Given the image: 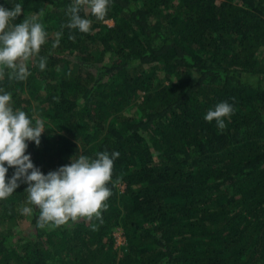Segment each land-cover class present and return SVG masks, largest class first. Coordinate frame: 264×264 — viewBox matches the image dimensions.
<instances>
[{
    "label": "trees",
    "instance_id": "16d2710c",
    "mask_svg": "<svg viewBox=\"0 0 264 264\" xmlns=\"http://www.w3.org/2000/svg\"><path fill=\"white\" fill-rule=\"evenodd\" d=\"M17 3L47 41L0 94L44 121L35 166L120 155L102 222L39 228L25 182L0 200V264H264V0H110L104 21L81 10L90 33L66 27L73 0ZM221 102L223 130L204 119Z\"/></svg>",
    "mask_w": 264,
    "mask_h": 264
},
{
    "label": "clouds",
    "instance_id": "9594fccd",
    "mask_svg": "<svg viewBox=\"0 0 264 264\" xmlns=\"http://www.w3.org/2000/svg\"><path fill=\"white\" fill-rule=\"evenodd\" d=\"M109 4L110 0H73L68 9L70 20L66 27L90 33L92 21L82 18L81 10L85 16L90 13L97 20L104 21ZM22 12L19 3L11 10L0 5V80L4 79L6 69L9 80H26L31 74L28 61L39 56L47 41L44 26L36 16L14 23ZM60 35L57 34L53 48L59 46ZM69 39L74 41L75 36L70 34ZM38 66L44 70L46 59L42 57ZM232 113L233 107L221 102L214 110L210 109L204 119L208 122L215 120L217 127L223 130L226 128L225 117ZM46 129L43 120L30 118L25 111L13 109L11 93L0 94V200H6L21 182H25L28 184L25 189L28 204L39 209V228H58L81 219L102 222V213L107 210L112 195L108 185L112 182L114 160L120 153L117 151L110 156L107 151L98 152L94 159L79 155L72 158L70 164L44 174L35 166L27 149L29 141H34L37 146L40 144ZM10 167L15 172L9 180ZM20 211L32 215L33 208L25 206ZM96 227L92 225L93 230Z\"/></svg>",
    "mask_w": 264,
    "mask_h": 264
},
{
    "label": "built area",
    "instance_id": "2783aa9c",
    "mask_svg": "<svg viewBox=\"0 0 264 264\" xmlns=\"http://www.w3.org/2000/svg\"><path fill=\"white\" fill-rule=\"evenodd\" d=\"M123 232H124V231H123L122 228L118 229V230L115 232V234H116V239H117L116 244L125 243L126 238H125Z\"/></svg>",
    "mask_w": 264,
    "mask_h": 264
},
{
    "label": "rangeland",
    "instance_id": "374dc122",
    "mask_svg": "<svg viewBox=\"0 0 264 264\" xmlns=\"http://www.w3.org/2000/svg\"><path fill=\"white\" fill-rule=\"evenodd\" d=\"M109 23H113V20L112 19H109V20H107ZM132 109L133 108H131L129 111H132ZM45 125V124H44ZM53 129H55V128H53ZM50 131V130H49ZM50 132H52V131H50ZM122 187H123V185H121ZM124 236H125V234H124ZM126 238V237H125ZM126 242V241H125ZM121 244H123V243H120V244H117V245H121Z\"/></svg>",
    "mask_w": 264,
    "mask_h": 264
}]
</instances>
